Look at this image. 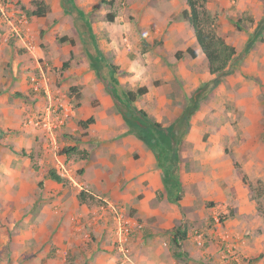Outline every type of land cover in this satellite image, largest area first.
Instances as JSON below:
<instances>
[{"label": "rangeland", "instance_id": "rangeland-1", "mask_svg": "<svg viewBox=\"0 0 264 264\" xmlns=\"http://www.w3.org/2000/svg\"><path fill=\"white\" fill-rule=\"evenodd\" d=\"M61 1L64 5L63 16L49 17L45 22L46 29H49L52 36L55 35V45L65 47L66 51L73 47V52L71 51L70 56L66 55V52L64 57L60 56L58 66H53L52 62L47 60L45 67L53 73L54 81L43 84L48 85L54 100L57 98L70 107L71 111L68 112L61 127L53 131L54 136L51 141L49 138L46 139L42 128L35 124L38 114L43 111L40 106L34 114L27 116L23 121L22 125L31 132L24 135L21 144L7 143L4 148L6 154H0V264H34L37 261L39 264H44L43 261L46 259L38 255L41 254L45 243L39 246L35 241V231L41 226L42 221H45L48 228L57 223L53 230H45L49 237L58 233L64 234V231L72 232L70 227L75 219L71 215L65 219L66 212L60 204L53 203L51 197L47 198L48 202L42 199L45 183L53 182L46 177V171L53 168L52 161L55 155L63 159L69 169V176L74 180L64 178L66 180L63 184H57L68 192L85 191L91 194L93 199L86 197L83 202L78 201L86 202L89 207L94 205L99 212L103 210L112 218V212L106 207V200L103 199L99 185L95 183H91L92 187L84 185L86 175L91 172L90 164L96 159L94 153L102 149L100 142L103 141H98L97 135L93 133L95 128L91 130L93 132L88 130L91 124H88L87 128H82L78 124L82 120L79 114L82 117L87 115L84 110L78 112V100L82 96L89 101L87 108H95L102 104L100 98L93 97L94 84L90 81L82 86L73 82L70 75L64 74L68 67L72 65L81 67L82 63H85L86 67L84 72H92L94 74L92 81L98 85H101L100 81L104 74L111 72L109 65H113L115 73L117 72L122 78L127 74L130 76L126 69L131 65L134 67L129 71L133 75L131 90L136 91L139 87L145 86L146 92L137 95L132 103H128L123 95V89L130 88L122 83L118 85V82L111 79L110 74L107 76L108 80L110 79L108 86L112 85L115 89L112 95V110L119 122L127 124L128 127L130 126L126 121L133 120L132 104L133 108L143 109L150 120L157 121L161 126L171 125L173 146L177 147L178 152L175 175L179 189L190 192V200L177 208L180 218L175 227L184 231L186 236L177 249L180 251L183 243L193 242L194 249L203 252L214 240H219L218 236L214 237V232L217 223L221 224L218 221L219 212L212 207H206L205 203L209 200H201V197L206 198V195H201L197 191V189H214V155L228 159L230 169H234L233 162L237 161L241 171L247 175L253 185L259 180L264 187V161L261 159V156H264V31L250 49L243 53V47L255 24L264 18V0H225L227 4L221 5L222 7L214 0V10L221 7V10L228 11L225 17L227 27L217 21V33L235 48V55L230 64L232 72L222 77L215 87L212 84L213 75L208 73L207 62L202 53L195 59H191L187 54L181 58L175 57V52L178 50L197 47L195 42L189 44L190 35L192 39L194 38L187 20L190 30L188 36L179 43L176 34L173 36L175 42L172 44L169 43L170 37H167L170 21L143 17L144 8H137L139 4L143 7V0ZM152 1L151 4L155 0ZM0 3H9L13 8L20 9L27 15L30 28L29 40L35 45L30 25L31 15L28 14V11L34 8L32 3L29 2L32 7L27 8L22 0H0ZM111 13L116 19L108 21L107 15ZM217 14L214 12V16ZM216 18L218 20L217 16ZM44 31L46 30L41 29L39 35L41 36ZM62 36L67 37L71 42L59 40ZM26 43L22 42L24 48ZM110 45L115 46L106 50L105 48ZM171 45L173 49L170 48ZM89 53L92 55L90 59L100 55V61L97 62L99 65L96 63V67L89 64ZM122 59L128 64L123 65ZM64 61H68L66 68L62 67ZM119 65L123 66V70H118ZM37 78L40 84L44 82L41 80L47 81L46 75L41 73ZM30 84L32 92L39 94L45 103L43 88H40L38 82L36 86L32 80ZM32 84L39 88L34 89ZM71 87H75L74 90ZM101 89L105 91L106 87L102 85ZM192 102L195 106L191 109L188 120L177 122L180 111ZM247 116H249V126L254 125L255 121L258 122L256 130L260 135L257 137L251 136L250 129L239 128V123L242 124L244 120L247 122ZM244 125L248 126L247 123ZM136 131L133 127L128 129V132L133 134ZM243 137H251L256 143L252 149V157L248 156L242 145L236 141ZM26 140L28 142L24 143ZM9 145L11 148L8 147ZM71 146L86 152L87 155L82 157L80 153H66L65 149ZM144 148L147 147L144 145ZM21 149L26 152L25 155L19 154ZM255 159L257 162L260 159L263 162L257 163ZM163 171L170 172V167L167 166ZM239 179L240 175L234 169V177L228 178V181L237 184L241 181ZM121 184L123 186L119 189H124L125 183L122 180ZM242 186L247 189L244 184ZM110 187L112 186L108 185L109 189ZM96 195H99V198ZM252 203L262 218L259 212L264 214V195L259 197L258 203L254 200ZM116 205L122 209L125 217L132 218L133 210H130L128 205ZM76 214L80 229L72 225L73 230L79 232L82 239L92 238L93 223L89 221L95 215L93 213L86 215L87 223L84 224L83 216ZM218 244L220 248L222 247L221 250L225 248V242L219 240ZM230 248L228 247L227 250ZM227 250L223 251L224 260ZM55 251L56 248H49L47 257ZM65 257V264H74V258L70 253L67 252ZM237 258L250 264V260L254 257L240 255ZM186 260L187 258L181 257L178 263L182 264Z\"/></svg>", "mask_w": 264, "mask_h": 264}, {"label": "crops", "instance_id": "crops-1", "mask_svg": "<svg viewBox=\"0 0 264 264\" xmlns=\"http://www.w3.org/2000/svg\"><path fill=\"white\" fill-rule=\"evenodd\" d=\"M31 1L22 0L25 8L32 7L29 3ZM39 1H43L48 10L44 16H30V25L35 39L33 50L24 48L22 41L15 37H10L7 41H4L7 27L0 16V154L4 155L6 154L4 151L5 144H21L24 135L31 132L30 129L22 125L25 118L34 114L40 106L42 108L44 106L43 98L32 92L30 84L32 77L34 75L38 77L40 73H43L46 75L47 81L41 80V82L53 83V73L49 71L48 67H45L47 60L52 62L53 66H58L60 56L64 57L65 52L66 55L70 56L73 52V47L68 48L66 51L65 47L55 45V35L52 36L49 29H46L45 22L49 17L63 16L64 5L62 1ZM151 2L153 1L143 0V7L140 4L138 5V9L144 8L142 10L143 17L168 19L170 21L167 31V37H170L169 43L175 42L173 36H176V34L178 42H183V38L188 36L190 32L187 21L183 16L188 9L186 0H155L153 4ZM215 3L219 6L227 4L225 0H215ZM221 7L214 10V0H207L206 2L209 14L215 18L216 22H221L224 27H227L225 17L228 11L221 10ZM214 12L218 13L216 15L218 20L214 16ZM41 29L46 31L40 36ZM181 30L183 33H181ZM194 42L196 43L195 38L192 39L190 35L189 44L191 45ZM114 46L110 45L105 49L108 50L107 48L111 49ZM170 48H172V45ZM198 48V45L193 48L197 52V56L201 53ZM91 56L89 53V64L96 67V63L100 61V55L98 54V57L90 59ZM122 63L123 65L128 64L124 59H122ZM97 65L99 64L97 63ZM85 69V63H82L81 67L72 65L64 72V74L72 77L73 82H77L82 86L91 81L94 84L93 97L100 98L102 103L101 106L87 108L88 100L83 96L78 100V112L84 110L87 114L85 117L80 114L79 116L82 120L88 117L93 118L88 130L93 132L91 130L95 128L93 133L97 135L98 141H103V143L100 142L102 149L94 153L96 159L90 164L91 172L86 175L84 185L98 184L101 188V194L104 196L103 199L106 200V205L107 203L128 205L130 210H133L131 219L136 225L132 226V233L127 239V256L122 258V255L115 249L114 224L110 221L111 218L108 213L103 210L99 212L96 206L89 207L86 202L80 203L77 199V191L68 192L67 189H62L55 181L48 178L53 182L45 183L42 199L48 202L49 199L47 198L51 197L53 203L60 204L63 211L66 212L64 213L65 219L69 215L75 219V222L72 223L73 226L80 227L76 213L83 216L84 221L82 223L84 224L87 223L86 215L93 213L95 216L89 221L93 223L91 228L93 237L90 239H82L79 232L73 230L72 225L70 227L72 232L64 231V234L58 233L56 236L51 235L49 237L45 230H53L56 228L57 223H52L53 225L48 228L45 221H42L41 226L35 231V241L39 246L45 243L41 254L38 255L40 258L46 259L43 263L65 264V255L68 252L74 258V264H179L178 261L181 257L187 258L182 264H228L227 260L223 258L225 255L223 251L231 247L230 249L234 254L236 253V257L252 255L254 258L250 260V264H264V220L258 215L252 200L249 198V191L242 186L241 181H238L237 184L228 181V178L234 177V169H230L228 159L222 156L216 157L218 155H214V174L217 177H214V189H197V191L201 195H206V198L201 197V200L223 202L234 207L233 214L228 215L221 224H217L214 232V237L218 236L222 243L225 242V248L223 247L224 249L221 250L222 247L220 248L218 244L219 240H214L203 252L194 249L191 240H189L191 243H183L180 251L174 248L171 240L172 233L169 230L175 227L177 220H179L180 215L177 208L190 200V192L174 189L173 194H171L172 198L169 199L165 189H163V169L158 164L156 155L138 137L137 132L135 134L128 132V129L132 127L129 120L126 122L130 127L127 124L120 123L112 110V95L115 93V89L111 84L110 87L108 86L110 79L108 80L107 76L111 74L110 77L114 82H118V85L120 83L127 85L131 89L133 75L129 71L134 67L131 65L126 69L130 76L127 74L124 78L119 76L117 72L115 73L114 70L109 69L112 72L104 74L100 81L101 85L93 82L94 74L84 72ZM118 70H123V66L119 65ZM102 85L106 87L107 91H102ZM118 102L121 101L118 100ZM131 108L133 109V104ZM126 109L128 110V108ZM247 117V122L244 120L242 124L239 123V128L250 129L252 131L251 136L253 138L257 137V135H260L256 130L258 122L255 121L254 125L249 126V116ZM244 123H247L249 127L245 126ZM162 127L172 129L171 125ZM165 132L167 131L165 130ZM112 137L113 139H111ZM118 138L120 140H117ZM236 141L242 145L248 156L252 157V149L256 145L254 139L243 137ZM26 142L28 140L24 143ZM257 144L262 145L261 143ZM144 145L147 148H144ZM236 146L234 142V147ZM134 154L137 156H134ZM261 157L264 161V156ZM261 159L258 162L255 159V162L262 163ZM226 169L227 171H225ZM173 175L177 181L175 170ZM120 178L125 183L124 189H119L123 186ZM108 185L115 186V188L110 187L109 189ZM96 197L99 198V195H96ZM81 226L83 227V225ZM49 248H56V251L47 257ZM174 250L179 251L180 254L178 256L174 255ZM34 264H39V261Z\"/></svg>", "mask_w": 264, "mask_h": 264}, {"label": "trees", "instance_id": "trees-1", "mask_svg": "<svg viewBox=\"0 0 264 264\" xmlns=\"http://www.w3.org/2000/svg\"><path fill=\"white\" fill-rule=\"evenodd\" d=\"M207 0H186L188 9L184 12L183 16L188 21L192 28L193 36L195 38L196 44L198 45L201 53L207 62L208 72L213 75L212 84L217 86L222 77L230 74L232 71L230 69L231 61L235 55V48L226 42L225 38L217 33V24L215 19L209 14L206 8ZM34 8L28 11L29 15L34 16H44L47 13L48 7L43 1L32 0L31 1ZM114 14H108V21H113ZM264 31V18L257 21L252 33L250 34L248 40L243 47V53L247 52L254 41L258 39ZM59 40H68L67 37L62 36ZM187 54L190 58L197 56V52L192 47H187L184 51L178 50L175 52L176 58H181ZM68 61L62 63V67L66 68ZM115 67L109 65V69L113 70ZM112 72V71H111ZM75 87H71L74 90ZM146 92V87L141 86L136 91L131 89H124L123 95L128 103H132L137 95L144 94ZM195 106L192 102L190 105L186 106L180 113L177 122L187 121L191 114V109ZM133 120H129L130 125L135 128L138 137L145 143V145L156 155L158 159V164L163 170L166 167H170V172L163 171V189H165L169 199L172 198L174 189H179L178 182L175 180L174 168L178 160L177 147L172 146L171 140L173 139V131L170 127L163 128L157 121H152L149 119L147 113L142 109L133 108L132 114ZM93 122L92 117H88L85 120H81L78 124L82 128H87L88 124ZM165 130L167 132H165ZM11 148V146H8ZM66 153H80L87 155L86 152L78 150L77 147L71 146L65 149ZM19 154L25 155L26 152L21 149ZM32 157V155H30ZM233 167L240 175V180L242 184L248 189V195L251 200L258 203L260 196L264 195V187L261 185L259 180L256 181V185H253L245 173L241 171L240 165L237 161L233 162ZM46 177L55 181L56 183L63 184V177L59 176L53 168L46 171ZM86 197L93 199L91 194L85 193V191H79L77 193V198L80 202H83ZM206 207H212L219 212L218 221L222 223L228 215L233 214L234 207L231 204H226L223 202H213L207 201L205 203ZM259 212V211H258ZM264 219V214L259 212ZM169 232L172 233V245L176 250L180 246V242L185 239V232L180 231L178 227H172ZM179 251L174 250V255L178 256Z\"/></svg>", "mask_w": 264, "mask_h": 264}, {"label": "built area", "instance_id": "built-area-1", "mask_svg": "<svg viewBox=\"0 0 264 264\" xmlns=\"http://www.w3.org/2000/svg\"><path fill=\"white\" fill-rule=\"evenodd\" d=\"M0 16L2 22L8 29V33L3 38L4 41H6L8 37H15L22 42H27L25 45L27 49L34 48V45H32L29 40L30 28L28 26V17L23 11L13 8L9 3H0ZM41 74L43 75V73ZM34 82L36 83V86L37 82L39 83L40 88H43V93L45 94L43 111L38 114L35 124L42 128L46 139L49 138L52 141L54 136L53 131H57V129L61 127L65 117L71 109L66 104L58 101L57 98L55 101L48 85L43 83L40 84L35 75L32 77V83ZM32 86L34 89L39 88L33 84ZM30 121L31 120H29V122ZM52 167L59 176L74 181L73 178L69 176V169L65 166L63 159L59 156H54ZM106 207L112 212L111 219L114 223L113 231L115 249L122 255V258H125L128 252V247L126 245L127 239L132 233V226L136 225V223L131 218L125 217V214L120 207L108 203ZM225 258L229 264H249L248 261L243 262L239 260L231 250H227Z\"/></svg>", "mask_w": 264, "mask_h": 264}, {"label": "water", "instance_id": "water-1", "mask_svg": "<svg viewBox=\"0 0 264 264\" xmlns=\"http://www.w3.org/2000/svg\"><path fill=\"white\" fill-rule=\"evenodd\" d=\"M171 144H172V146H173V141L171 140Z\"/></svg>", "mask_w": 264, "mask_h": 264}, {"label": "clouds", "instance_id": "clouds-1", "mask_svg": "<svg viewBox=\"0 0 264 264\" xmlns=\"http://www.w3.org/2000/svg\"><path fill=\"white\" fill-rule=\"evenodd\" d=\"M105 204H106V202H105Z\"/></svg>", "mask_w": 264, "mask_h": 264}]
</instances>
